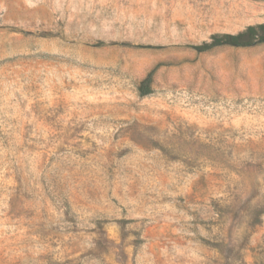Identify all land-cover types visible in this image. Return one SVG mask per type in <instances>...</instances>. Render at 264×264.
Here are the masks:
<instances>
[{
	"label": "rangeland",
	"instance_id": "374dc122",
	"mask_svg": "<svg viewBox=\"0 0 264 264\" xmlns=\"http://www.w3.org/2000/svg\"><path fill=\"white\" fill-rule=\"evenodd\" d=\"M260 22L264 0H0V264H264V43L191 47Z\"/></svg>",
	"mask_w": 264,
	"mask_h": 264
},
{
	"label": "trees",
	"instance_id": "16d2710c",
	"mask_svg": "<svg viewBox=\"0 0 264 264\" xmlns=\"http://www.w3.org/2000/svg\"><path fill=\"white\" fill-rule=\"evenodd\" d=\"M264 43V22L248 25L245 29L237 33H214L210 41H205L198 45H191L197 51L203 52L216 46L230 45L236 47H248ZM155 69H152L142 79L139 85L140 95H147L152 92Z\"/></svg>",
	"mask_w": 264,
	"mask_h": 264
}]
</instances>
